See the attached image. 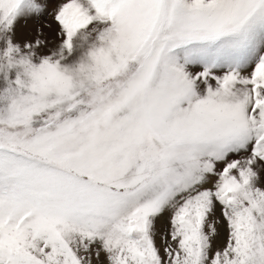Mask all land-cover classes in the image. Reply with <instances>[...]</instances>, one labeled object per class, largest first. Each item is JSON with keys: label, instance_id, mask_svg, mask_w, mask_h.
Instances as JSON below:
<instances>
[{"label": "snow or ice", "instance_id": "6c2138e0", "mask_svg": "<svg viewBox=\"0 0 264 264\" xmlns=\"http://www.w3.org/2000/svg\"><path fill=\"white\" fill-rule=\"evenodd\" d=\"M0 264H264V0H0Z\"/></svg>", "mask_w": 264, "mask_h": 264}, {"label": "rangeland", "instance_id": "374dc122", "mask_svg": "<svg viewBox=\"0 0 264 264\" xmlns=\"http://www.w3.org/2000/svg\"><path fill=\"white\" fill-rule=\"evenodd\" d=\"M217 215H219V212H217ZM222 226H223V229H222ZM218 228H219L220 232L223 230V232H221V234L224 235L226 232L225 225L223 223H221L218 225Z\"/></svg>", "mask_w": 264, "mask_h": 264}]
</instances>
